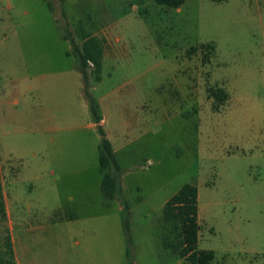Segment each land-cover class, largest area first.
Here are the masks:
<instances>
[{"label":"rangeland","instance_id":"374dc122","mask_svg":"<svg viewBox=\"0 0 264 264\" xmlns=\"http://www.w3.org/2000/svg\"><path fill=\"white\" fill-rule=\"evenodd\" d=\"M81 31L104 39L87 88ZM0 181V259L8 235L18 264H188L162 216L190 183L209 264H264V0H0Z\"/></svg>","mask_w":264,"mask_h":264},{"label":"trees","instance_id":"16d2710c","mask_svg":"<svg viewBox=\"0 0 264 264\" xmlns=\"http://www.w3.org/2000/svg\"><path fill=\"white\" fill-rule=\"evenodd\" d=\"M158 4L168 7L178 8L185 0H155ZM82 42L79 45L76 40L67 34L64 35L71 43L73 54L78 60V70L81 74L85 88L89 86L88 68L93 75L94 81H100L102 58L104 53V39L87 32L81 31ZM221 97V96H220ZM224 97V96H222ZM221 97V98H222ZM223 99V98H222ZM91 112L94 123H96L97 131L100 135L99 166L103 171L100 190L105 198L115 199L120 192V183L118 176V165L116 163L114 153L109 140L99 124L101 116L98 113V106L89 98ZM0 217L6 218L5 201L0 181ZM162 220L165 223H172L177 226V230L173 234L175 242L169 241L168 237L164 243L172 251L178 253L179 256L185 258L188 264H209L214 254L212 250H198V189L196 185L186 183L166 200L163 207ZM125 228L127 224L125 223ZM5 251L7 255L0 259V264H17L14 259L12 243L10 237L6 235Z\"/></svg>","mask_w":264,"mask_h":264},{"label":"crops","instance_id":"0c3cea01","mask_svg":"<svg viewBox=\"0 0 264 264\" xmlns=\"http://www.w3.org/2000/svg\"><path fill=\"white\" fill-rule=\"evenodd\" d=\"M103 55H104V53H103ZM103 121H104V117L101 116V120H100L99 124L102 125V124H103ZM95 125H96V123H95ZM16 262H17V261H16ZM17 264H18V262H17Z\"/></svg>","mask_w":264,"mask_h":264}]
</instances>
